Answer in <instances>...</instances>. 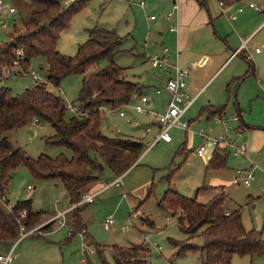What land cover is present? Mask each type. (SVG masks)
<instances>
[{"label":"rangeland","instance_id":"1","mask_svg":"<svg viewBox=\"0 0 264 264\" xmlns=\"http://www.w3.org/2000/svg\"><path fill=\"white\" fill-rule=\"evenodd\" d=\"M73 1L62 0V4L70 6ZM249 2L260 10L248 6ZM171 3V0H87L74 11L56 44L60 52L72 56L79 44L88 40L90 29L106 27L113 31L116 37H121V51L115 54L114 62L123 67L127 80L142 86L151 109L159 112L167 106L164 88L167 75L159 68H152L143 54H160L167 47L169 58L174 59L173 53L178 48L181 56L179 65L188 71L184 89L187 98H193V104L182 117L183 122H189L187 129L171 127V142L160 141L146 150L147 142L153 141L159 130L155 118L149 113H137L132 107L136 102L133 99L121 109L126 116L105 111L100 119L101 133L106 137L140 140L144 144L143 153L136 164L123 174V189L112 185L96 195L93 203L80 206L83 225L73 235L69 233L72 230L70 212L66 214L68 226H60L59 220L47 223L54 214L70 204L59 180H39L25 165L15 166L5 186L4 196L8 204L13 205L18 199H28L41 215L27 229L31 232L28 236L14 243L0 241V254H8L13 246L10 264H101L102 259L107 264H116L111 245L144 247L145 251L139 257L150 264H213L205 263L202 250L190 249L178 253V247L172 246L174 240L200 244L202 239H188L178 227L177 215L159 206L158 201L168 188L187 198L196 197L198 202L205 204L217 191L198 188L224 185L227 196L224 208L229 212H239L243 226L246 229L255 228L264 238V195L261 194L264 172L261 164V161L264 162V23L259 27L264 19V0H232L222 6V13L218 1L208 0L212 24L207 30L195 28L187 32L184 49L171 47L175 38L173 33L167 32L170 35L159 37L157 32L159 28L166 32L171 26V21L166 18ZM9 7L16 12L8 14ZM239 7H243V10L238 11ZM3 8L0 10V44L10 42L13 34L23 32V25L39 6L30 0H3ZM207 8L203 7V10L208 17ZM151 15L155 18L150 20ZM207 31L209 40L206 41ZM115 36L99 38L112 41ZM247 38L244 52L251 55L247 59L254 65L253 74H247L244 52L235 53L228 59L232 51ZM189 47L202 49L207 55L206 60L202 62V55H191ZM255 47L260 48L258 53L254 52ZM192 61L194 63L191 64ZM107 63V59L102 60L87 72L104 67ZM39 65L40 62L33 59L28 70L45 74L46 67L41 70ZM82 76L74 74L65 78L59 85L60 90L54 87L48 89L62 95L66 102H75ZM2 84L12 88L13 93H19L32 86L34 80L29 75H17L3 79ZM157 88L163 91L158 94L155 91ZM208 104H213L215 108L223 107V112L219 116L208 117L203 109ZM235 114L238 120L234 119ZM66 116L69 117V114ZM242 124L246 126L239 127ZM236 130L241 133L240 140L249 148L248 158L228 153L227 167L219 170L207 168L206 160L213 148L207 147L203 156H199L196 149L203 143V137L198 133L212 137L223 134L236 137ZM53 134V126L44 122L13 129L2 136L32 158H38L41 154L70 157L68 148L46 144L45 138ZM183 144L187 146V156L177 153ZM251 161L256 165L251 186L235 185L232 182L233 171L239 167L249 168ZM116 177L111 169L104 167L96 179L86 184L81 196L93 193ZM110 214L115 221L110 230H105L103 222ZM46 225H49L48 230H45ZM143 234L147 236L145 241L141 238ZM152 242L162 248L156 250L149 244ZM143 243L149 246L146 248ZM97 245L103 248L101 254L95 248ZM231 259L232 264H264V257L259 255L234 254Z\"/></svg>","mask_w":264,"mask_h":264},{"label":"trees","instance_id":"2","mask_svg":"<svg viewBox=\"0 0 264 264\" xmlns=\"http://www.w3.org/2000/svg\"><path fill=\"white\" fill-rule=\"evenodd\" d=\"M30 1L39 9L34 10L31 18L25 22L23 32L13 34L10 42L0 44V241L13 243L19 239L20 224L28 229L41 215L28 199L16 200L10 209L5 206L4 203L8 202L4 196L5 186L15 166L25 165L39 180H59L68 202L72 203L80 198L86 184L96 179L104 167L117 176L124 174L138 160L144 146L140 140L106 137L100 131L103 112L99 107L119 108L143 91L139 83L127 80L123 67L114 62L115 54L121 51V37H116L106 27H95L89 30L88 40L79 44L72 56L65 55L56 44L60 32L68 26L74 11L87 0H74L70 6H63L62 0ZM219 1L229 3L230 0ZM106 36H115V39L103 41L99 38ZM19 49L21 54H18ZM33 59L40 61L41 70L46 67L45 76L54 87H59L69 76L83 75L76 101L89 111L86 116L69 114L62 95L51 92L45 85L35 84L13 93L12 88L2 84V80L7 78L4 70L11 71L17 65L27 70ZM105 59L108 63L104 67L87 72ZM247 64V74L255 73L253 63L247 59ZM207 111L208 116H215L223 111V107H212ZM44 122L54 128V134L45 138L46 144L68 148L70 157L41 154L38 158H32L2 136L13 129ZM215 149L206 163L209 169L222 168L226 163L228 152L223 154ZM177 153L186 156L184 145ZM214 189L216 194L205 204L198 202L196 197L187 198L170 188L164 192L158 201L159 206L177 215L178 227L188 239H202L200 244L174 240L172 246L178 247V253L190 249L202 250L205 263L213 264H232L234 254L264 257L262 233L255 228L246 229L239 212H229L224 208L227 196L223 186ZM80 206L70 212V235L82 228ZM22 211H25L24 217H21ZM48 227L46 225L45 230ZM95 248L102 253L101 246ZM111 248L116 264H150L139 257L145 251L144 247L111 245ZM101 264L107 263L102 259Z\"/></svg>","mask_w":264,"mask_h":264},{"label":"built area","instance_id":"3","mask_svg":"<svg viewBox=\"0 0 264 264\" xmlns=\"http://www.w3.org/2000/svg\"><path fill=\"white\" fill-rule=\"evenodd\" d=\"M67 6V5H65ZM248 6L260 10V8L256 5H254L252 2L248 3ZM5 8H3V1L0 0V10H4ZM177 4L176 2H173L171 10L169 12H167L166 14V18H172L175 16L176 12H177ZM243 7H239V11H242ZM15 9L13 7H9L7 9V13L10 14L12 12H14ZM155 16L151 15L150 16V20L154 19ZM178 26L179 24H177V22H174L171 24V26L169 27V30L172 32L178 31ZM247 38L246 40H243V42L241 43V45L233 51V55H235V53H239V52H244L246 49V45L248 42ZM260 51V48L255 47L254 52L258 53ZM22 51L21 49L18 50V54H21ZM169 53V48L164 47L161 51V54H153L152 56L147 54L146 52L144 53V57H146L147 59H149L150 64L152 66V68H159L161 70H163V72H165V74L167 75V80H166V84L164 86L166 92L168 93V100H167V108L164 111H156V110H150L148 108V97L146 95H139L138 96V100L135 102V104H133V109L137 112V113H149L153 118H155L158 123H159V132L157 134V138L155 139L154 142H150L147 144V148H152L155 143L158 140H163L165 142H171L172 136L169 135V130L171 129V127H178L181 128L183 130H186L189 122H183L182 121V117L186 114L187 109L191 106L193 98H187L188 95L186 94L185 90H184V85H185V77L188 74L187 69H183L180 65H179V59H180V51L177 49H175L173 56L174 59H170L168 56ZM245 54V58H250L251 55L250 54ZM18 64V62H16V65ZM17 67V69H15ZM13 69V70H12ZM11 71L10 70H4V74L7 76V78L11 77V76H17V75H29L33 78L34 80V84H40V85H45L46 87L50 88V87H54L52 85V83L49 81V79L47 78V76H45V74H41L38 71H29L28 68L27 70H23L21 69V67L19 65L15 66L14 68H12ZM9 76V77H8ZM32 85V86H33ZM263 85H264V79H263ZM55 89H59V87H54ZM161 89H158L157 92H160ZM185 97L187 99H185ZM185 99V102H184ZM129 103V102H128ZM128 103L122 104L121 107L119 108H112L110 106H101L99 107V110H101L103 113L105 111H109V112H118L119 115L121 117L126 116V113L124 112V110L122 111V107L127 105ZM65 107L66 110L69 114L71 115H76L79 117H84L86 116L89 111L87 109H84L82 107H80V103L78 101L75 102H66L65 101ZM234 119L238 120L239 117L237 116V114H235ZM128 122H131L128 118H127ZM226 131H228V128H226ZM237 132V136H229V135H220L218 137H212L209 134L206 133H198L201 137H203V143L197 148V153L198 154H203V152L205 151V148L209 145L213 146L214 148H222L224 150H226V152L233 154L234 156H239V157H244V158H248V154H249V148L247 147L246 143L242 142L240 140V135L241 133H238V130H236ZM250 167L246 168V167H239L236 168L235 170V175L232 178V182L236 185H243L246 187H250L251 186V182L254 179V170L256 168V165L254 164L253 161L250 162ZM112 185H116L121 187V175H118L115 179H113L112 181H110L107 184H104V186L99 189L94 191L93 193L87 194V195H83L81 196V199H78V201L72 202L69 204V206L65 207L62 211L57 212L56 214H54V216H52L48 221H60V226H68V222H67V218H66V214L71 212L74 208H77L80 205L86 204V203H93L94 201V197L101 192L102 190H106L108 189L110 186ZM28 188L30 189V187L28 186ZM262 194H264V185L262 187ZM5 206L10 209L12 207V205L7 203H4ZM25 216V211L21 212V217ZM115 219L114 217L110 214L103 222V226L105 228V230H110L112 224L114 223ZM46 223V224H47ZM84 230V229H82ZM31 233V232H30ZM27 229L24 227V225L20 224V229H19V239L28 236V234H30ZM141 238L143 241H145L147 239L146 235H141ZM152 246H154L156 248V250H160L162 248V246L156 244L155 242L149 243ZM149 244L147 243L146 245L149 246ZM13 258V251L10 250V252L8 254H0V264H10Z\"/></svg>","mask_w":264,"mask_h":264},{"label":"crops","instance_id":"4","mask_svg":"<svg viewBox=\"0 0 264 264\" xmlns=\"http://www.w3.org/2000/svg\"><path fill=\"white\" fill-rule=\"evenodd\" d=\"M3 1V0H2ZM172 1V3L171 4H173V2H176V4H177V12H176V14H175V16L174 17H172V18H168L170 21H171V24L172 23H174V22H177V24H179V26H178V31H175V32H172V31H170L169 30V28L166 30V32H165V30H162L161 28H159V29H157V32H158V35H159V37L160 36H162L163 34L164 35H170V33H173L174 35H175V38H174V42L173 43H171V47H175V46H178V47H180V48H182V49H184V47L186 46L185 45V43H186V36L188 35L187 34V32H189V31H191V30H193V29H197V30H199V28H201L202 30H203V28H205V30H207L208 29V27H210V25L212 24L211 23V20H212V18H211V16L209 15V10H208V8H207V4H208V0H171ZM179 1V2H178ZM216 1H218V5H219V7H221V13L222 12H224V7H222V6H224V5H227V4H229V3H226V2H220L219 0H216ZM232 0H230L229 2H231ZM171 7H172V5H171ZM203 7H205V8H207V13H208V17L206 16V14H205V12H204V10H203ZM238 11H239V9H238ZM14 12H16V10L14 11ZM14 12H12V13H14ZM11 14V13H10ZM180 22V23H179ZM262 23H264V19L261 21V23L259 24V27L262 25ZM158 26H160V25H158ZM167 32H170V33H167ZM167 33V34H166ZM207 33H208V31L207 32H205V39H206V41L207 40H209L208 39V37H207ZM183 38V39H182ZM162 40V39H161ZM240 46V44L234 49V50H236L238 47ZM173 49V48H172ZM177 49V48H176ZM189 49H190V52H191V55H193V56H200V55H202V58H201V60H202V62L203 61H205L206 60V58H207V55L203 52V50L202 49H197V48H193V47H189ZM233 50V51H234ZM162 51V50H161ZM233 51H232V53H233ZM231 53V56H229V58L228 59H230L232 56H233V54ZM239 53H242L243 54V52L241 51V52H239ZM161 54V53H160ZM144 55V54H143ZM36 60V59H35ZM40 62V61H39ZM192 63H194V61H192L191 62V64ZM190 64V65H191ZM254 66V65H253ZM159 88H157L155 91H156V93H158V94H160L163 90L161 89V91L160 92H157V90H158ZM185 90V89H184ZM185 92H186V90H185ZM167 94V97H166V99L168 100V93H166ZM139 95H141V94H138V95H135V96H133V100L134 101H137L138 100V96ZM142 95H145V93H144V90L142 91ZM167 100H166V104H167ZM149 102H150V100H149V98H148V108L150 109V110H153V109H151V107H150V104H149ZM192 104H193V101H192ZM191 104V105H192ZM168 105V104H167ZM191 107V106H190ZM189 107V108H190ZM212 107H214L213 106V104H208L207 106H204L203 107V109L204 110H206V112H208L207 110H209L210 108H212ZM166 108H167V106H166ZM188 108V109H189ZM187 109V110H188ZM154 111V110H153ZM187 112V111H186ZM223 112V111H222ZM221 113H219V114H217L218 116L220 115ZM217 115H215V116H217ZM207 116H208V114H207ZM208 117H212V116H208ZM156 120V119H155ZM156 123H157V126H158V129H159V123H158V121L156 120ZM246 125L245 124H242V125H240L239 127H241V128H244ZM181 129V128H180ZM147 130H148V127H147ZM158 132H159V130H158ZM158 132H157V134H158ZM157 134L155 135V138L153 139V141H148L147 142V144L148 143H150V142H154L155 141V139L157 138ZM224 135V134H223ZM160 141H163V140H158L156 143H158V142H160ZM165 142V141H164ZM155 143V144H156ZM184 145V149L186 150V153H187V151H188V149H187V146L185 145V144H183ZM211 145H209V146H207V147H210ZM206 147V148H207ZM212 148H213V150H212V152H211V154H210V156L207 158V160H206V163H207V161L211 158V156H212V154L214 153V151L216 150L213 146H211ZM205 148V149H206ZM220 148V147H219ZM150 149V148H149ZM145 150V149H144ZM146 150H148V148L146 147ZM197 150V149H196ZM219 152H221V153H225L226 154V150H224V149H222V148H220V149H217ZM206 151V150H205ZM205 151L203 152V154L205 153ZM143 153V152H142ZM203 154H198L199 156H203ZM186 156H187V154H186ZM228 156H229V154H227V158H226V163H225V166L224 167H222V168H219V169H223V168H225V167H227V159H228ZM139 159V158H138ZM137 162V161H136ZM136 162L134 163V164H136ZM262 163V166L264 167V162L263 161H261ZM133 164V165H134ZM132 166V165H131ZM130 166V167H131ZM130 167H129V169H130ZM219 169H213V170H219ZM236 170V169H235ZM235 170L233 171V172H235ZM126 172V171H125ZM125 174V173H124ZM262 175H263V177L261 178L262 180H261V183H262V187H263V185H264V172L262 171ZM122 178H123V174L121 175V184H122ZM220 186H223L224 188H225V186L224 185H222V184H220V185H206V187H204V188H202L203 190L205 189V190H208V189H214V187H220ZM119 187V186H118ZM123 184H122V186L121 187H119V188H121V189H123ZM102 188V187H101ZM101 188H99V189H101ZM99 189H97V190H99ZM202 189H200V190H202ZM215 190V189H214ZM96 191V190H95ZM103 191H105V190H102L101 192H99L97 195H99L100 193H102ZM261 194H262V189H261ZM262 195H264V194H262ZM249 196L251 197V198H253V195L252 194H249ZM67 201H68V199H67ZM94 201V200H93ZM262 237H263V235H262ZM264 239V238H263ZM12 247L13 246H11L10 247V249H9V251L12 249Z\"/></svg>","mask_w":264,"mask_h":264}]
</instances>
